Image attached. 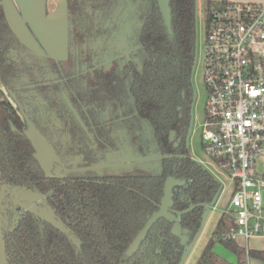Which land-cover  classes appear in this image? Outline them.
I'll return each mask as SVG.
<instances>
[{
	"label": "trees",
	"instance_id": "obj_1",
	"mask_svg": "<svg viewBox=\"0 0 264 264\" xmlns=\"http://www.w3.org/2000/svg\"><path fill=\"white\" fill-rule=\"evenodd\" d=\"M228 2L206 0V21ZM168 8L166 24L157 0H66L68 56L52 69L55 80L65 81L54 89L36 88L39 102L29 104L28 115L63 161L79 158L75 171L60 179L44 177L18 117L0 102V185L39 191L66 227L63 231L31 211L14 224L12 203L2 199L8 264L181 263L184 247L200 230L205 207L221 187L187 150L196 0H168ZM104 34L127 41L133 49L128 59L115 58L124 49L112 52ZM101 37L102 46L93 49ZM18 46L0 6V80L9 88L47 73V63L33 68L9 62L7 50ZM111 58L109 69H93ZM49 107L58 114L54 119ZM55 119L59 126L52 125ZM168 178L182 183L173 189L171 212L179 215L186 230V245L171 234V223L159 219L137 251L128 255L134 239L159 210ZM234 228L221 215L195 264H226L213 254L217 243L236 257V264H246L248 258L264 262V251L246 250L222 237Z\"/></svg>",
	"mask_w": 264,
	"mask_h": 264
},
{
	"label": "built area",
	"instance_id": "obj_2",
	"mask_svg": "<svg viewBox=\"0 0 264 264\" xmlns=\"http://www.w3.org/2000/svg\"><path fill=\"white\" fill-rule=\"evenodd\" d=\"M201 60V146L231 188L221 214L235 228L222 237L264 238V5L229 0L214 13Z\"/></svg>",
	"mask_w": 264,
	"mask_h": 264
},
{
	"label": "flooded vegetation",
	"instance_id": "obj_3",
	"mask_svg": "<svg viewBox=\"0 0 264 264\" xmlns=\"http://www.w3.org/2000/svg\"><path fill=\"white\" fill-rule=\"evenodd\" d=\"M0 6L2 7L4 18L8 25V28L19 44L18 48H9L7 50V58L9 62L15 65L30 64L33 68H40L42 66H45V63H47V68H46L47 73H44L43 78L38 77L36 81L30 82L28 78H25L18 81L15 84L14 88H9L0 80V102L8 104L12 109V111L15 113V115L18 117L22 125L21 132L31 144V147L34 152L33 157L35 158L38 168L43 173L44 177L51 179H60L64 177V175L74 170L73 168H75L76 163L79 161V158H74V159L66 158L65 161H63V159H61L62 156L58 153V150L55 149V147L44 137V135L41 134V132L36 128V126L30 120L28 112H29V104L32 103L37 104L39 102L38 98H36V93H35L36 88H43L44 90L54 89L57 83H61L65 81V80H55L52 69L54 63L64 62L67 60V56H68L67 30L65 29L64 55L63 57L61 56L60 59H56L53 56V52L49 50L50 46H52V42L51 41L49 42V39H43L47 41V42L43 41L44 42L43 43L40 40L41 38H39L36 34L30 32L27 33L28 35L24 36V39L25 41L28 42V44L24 42L11 28L7 19L5 7L2 3V0H0ZM106 35H108L106 39L107 41L106 44L107 46L110 47L112 52L117 53L120 50L124 49V51L120 52L121 54H118L115 58L122 56L128 59V54L131 53L133 49L129 48L127 41L120 35L116 36V34L115 35L113 34L112 35L113 38H110L111 34L110 35L106 34ZM106 35L104 34V36ZM102 41H103L102 37L98 38V41L93 45V49H98L100 46H102ZM53 48L54 47L52 46V51ZM115 58H111L110 60H105V61L103 60L97 65L95 64V67L93 69H97L98 67L101 66L105 67L106 69H109ZM62 98H65V95H63ZM66 103L70 107L67 99H66ZM44 115H47V113H45ZM55 116H58V114H56L53 108H50L49 117L51 119H54ZM52 125L59 126L58 120L55 119ZM35 137L36 138L38 137V142L36 141ZM52 158L55 159L56 161L55 163L52 162ZM92 168L96 169L97 167L94 166ZM22 192H31L32 194H38L40 196V199L44 201L45 205L51 210L50 206L46 203V196H43L42 194L38 193L39 191L35 189H28L21 186H17L10 189V188H6L4 185H0V202L2 199H5L6 201L10 200L12 203L11 204L12 210L16 211L15 203L18 204L31 203L28 202V199L22 196ZM17 208H19V206ZM25 211L27 210L19 211L20 214L18 215V217L21 214H23V212ZM36 215L39 216L38 214ZM54 217L58 219L55 215ZM15 222L13 221L14 224Z\"/></svg>",
	"mask_w": 264,
	"mask_h": 264
},
{
	"label": "rangeland",
	"instance_id": "obj_4",
	"mask_svg": "<svg viewBox=\"0 0 264 264\" xmlns=\"http://www.w3.org/2000/svg\"><path fill=\"white\" fill-rule=\"evenodd\" d=\"M206 15V0H196L197 54L192 76L194 102L191 110V124L189 136L187 139V150L191 159L196 161L198 164H200V161L204 163L207 169L211 172L212 176L216 180H218L221 188L216 195L215 200L211 204H209L208 207H205L200 230L196 234L192 244L186 249L181 264H195L203 248L211 237L215 225L222 215V210L223 208H225L231 195L230 182L227 180V175H225L221 170H219L215 165L212 164V162L203 153L201 146V124L203 122L204 107L207 97L206 91L204 89L201 67V49L205 38ZM63 30L64 29H60L59 26L55 27L54 29L55 34L60 33L58 37L61 40L65 35V32H63ZM35 139L38 142V137H35ZM52 162H56L54 158H52ZM177 182L178 183L175 186L180 185V182ZM22 196L28 199V202L31 203H15L16 211L13 220L14 222L20 214L19 211L27 210L38 214L43 219H46L53 225L57 226L59 229L63 231L66 230L62 222L54 217L52 211L45 205L44 201L40 199V196L38 194H32L31 192H22ZM18 206L19 208H17ZM213 207L215 208L213 209ZM263 245L264 244L260 243L256 245V248L259 249ZM213 251L216 255H218L220 260L224 259L226 261L228 260L229 262H233V259H229L233 258V254H231L229 251H226L219 243L214 245Z\"/></svg>",
	"mask_w": 264,
	"mask_h": 264
},
{
	"label": "crops",
	"instance_id": "obj_5",
	"mask_svg": "<svg viewBox=\"0 0 264 264\" xmlns=\"http://www.w3.org/2000/svg\"><path fill=\"white\" fill-rule=\"evenodd\" d=\"M233 1L245 4L264 5V0ZM63 2L64 0H2L8 22L15 33L27 44L28 42L25 41L24 36L28 35L27 33L30 32L41 38L40 40L42 42L45 41L43 39H49V42L51 41L52 46L54 47L53 51L52 46H50L49 50L53 52V56L56 59H60L61 56L63 57L65 50V35L61 40L58 37L60 33H54V29L57 26H59L60 29H64L63 32H65ZM199 163L211 174L203 162L200 161ZM236 243L238 246L246 250L264 251V245L259 249L256 248V245L260 243L264 244V238L255 237L250 239L247 243L243 242L242 240H238ZM213 254L219 258L218 255L214 253V251ZM229 259H233V262H229L228 260L226 261L224 259H221V261L225 262L226 264H236V257L234 255L233 258ZM246 264H264V262L257 259L248 258L246 260Z\"/></svg>",
	"mask_w": 264,
	"mask_h": 264
},
{
	"label": "water",
	"instance_id": "obj_6",
	"mask_svg": "<svg viewBox=\"0 0 264 264\" xmlns=\"http://www.w3.org/2000/svg\"><path fill=\"white\" fill-rule=\"evenodd\" d=\"M158 7L162 18L166 24L169 23V8H168V0H157ZM63 9H64V28L66 29V0L63 2ZM177 180L168 178L164 184L163 190V197L160 201L159 210L152 214V216L148 219L142 230L139 232L137 237L134 239L132 244L127 250V254L131 255L132 253L136 252L138 247L140 246L141 242L144 240L146 234L151 229L153 224L159 220L164 219L172 224L171 226V234L176 236L180 240V244L182 246L186 245L187 237H186V230H182L180 223H179V215L171 212L172 208V197H173V189L176 187ZM181 186V183H179ZM204 216V212H203ZM46 220V219H45ZM194 241V240H193ZM192 244V243H191ZM190 244V245H191ZM184 247V253L186 249L190 246ZM183 253V256H184ZM182 256V258H183ZM182 262V259H181ZM0 264H8L6 252H5V244L3 239V231H2V223H1V216H0ZM181 264V263H180Z\"/></svg>",
	"mask_w": 264,
	"mask_h": 264
}]
</instances>
